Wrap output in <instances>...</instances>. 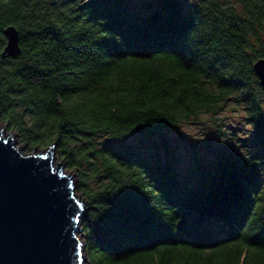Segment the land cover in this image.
Segmentation results:
<instances>
[{"label": "trees", "instance_id": "16d2710c", "mask_svg": "<svg viewBox=\"0 0 264 264\" xmlns=\"http://www.w3.org/2000/svg\"><path fill=\"white\" fill-rule=\"evenodd\" d=\"M156 5L139 14L126 0H0V115L27 149L56 142L78 170L88 264H264V88L252 67L264 57V0ZM8 25L15 58L2 56ZM233 94L250 152L217 149L191 180L172 154L124 141Z\"/></svg>", "mask_w": 264, "mask_h": 264}, {"label": "water", "instance_id": "95a60500", "mask_svg": "<svg viewBox=\"0 0 264 264\" xmlns=\"http://www.w3.org/2000/svg\"><path fill=\"white\" fill-rule=\"evenodd\" d=\"M3 34L2 56L15 58L21 52L19 32L8 25ZM252 67L264 88V57ZM55 146L24 153L14 135L0 128V264H83L86 259L77 233L88 219L87 204L76 194L74 173L54 163Z\"/></svg>", "mask_w": 264, "mask_h": 264}, {"label": "rangeland", "instance_id": "374dc122", "mask_svg": "<svg viewBox=\"0 0 264 264\" xmlns=\"http://www.w3.org/2000/svg\"><path fill=\"white\" fill-rule=\"evenodd\" d=\"M130 9L139 14H144L145 9L156 7L158 0H126ZM195 0H180L182 8L188 10ZM264 107V98L262 99ZM0 128L4 129L5 134L14 135L16 146L22 147L24 153L36 148L37 152L47 149L48 146L34 145L27 149V145L21 140L19 133L10 126L0 115ZM143 130H132L124 138V141L131 146L140 147L143 154H166L176 158L177 171L180 178L187 175L190 179L191 174H195L205 169H211L215 161V150L224 149L235 155L250 152L249 140L253 137L251 123L247 120L244 104L234 94L221 101L216 107L215 112L200 111L197 114L182 119L171 129H162L154 134H149ZM54 163L58 161L63 165V171L73 174L72 180L75 188L79 184V173L75 168H70L61 154L57 152V146L53 153ZM203 168V169H202ZM89 185L94 186V180L89 178ZM76 191V194L84 199V196ZM85 201V199H84ZM85 220V219H84ZM83 220V221H84ZM83 221L80 223L82 226ZM82 242L85 236L82 229L77 233ZM87 256V255H85ZM83 264H88L87 259Z\"/></svg>", "mask_w": 264, "mask_h": 264}, {"label": "bare ground", "instance_id": "6f19581e", "mask_svg": "<svg viewBox=\"0 0 264 264\" xmlns=\"http://www.w3.org/2000/svg\"><path fill=\"white\" fill-rule=\"evenodd\" d=\"M85 255H86V252H85ZM86 259H87V256H86Z\"/></svg>", "mask_w": 264, "mask_h": 264}]
</instances>
